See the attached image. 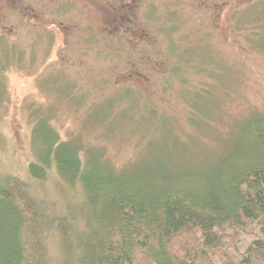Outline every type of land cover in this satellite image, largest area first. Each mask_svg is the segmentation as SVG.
<instances>
[{
	"label": "rangeland",
	"instance_id": "obj_1",
	"mask_svg": "<svg viewBox=\"0 0 264 264\" xmlns=\"http://www.w3.org/2000/svg\"><path fill=\"white\" fill-rule=\"evenodd\" d=\"M234 10L237 25L248 20L246 32L234 26ZM1 49L11 56L0 66V176L24 177L38 116L63 137L94 143V158L123 173L159 164L194 178L213 172L246 126L264 120V0H0V61ZM190 53L202 63L199 74L181 73ZM210 67L214 91L195 100L189 85ZM122 84L165 116L151 107L134 114L125 92L111 91ZM141 130L147 136L137 146ZM64 189L73 202L75 190ZM57 194L47 182L45 213L62 207Z\"/></svg>",
	"mask_w": 264,
	"mask_h": 264
},
{
	"label": "trees",
	"instance_id": "obj_2",
	"mask_svg": "<svg viewBox=\"0 0 264 264\" xmlns=\"http://www.w3.org/2000/svg\"><path fill=\"white\" fill-rule=\"evenodd\" d=\"M236 13L230 14L234 26L244 30L248 20L237 25ZM1 53L4 67L11 55ZM182 57L171 63L178 67ZM194 59L190 53V68L181 73L199 74L202 63ZM206 75L189 85L195 100L214 91V69ZM171 80L168 68L162 84ZM116 87L111 91H124L134 114L151 107L152 114L165 116L140 89ZM123 106L118 107L128 104ZM245 131L225 161L194 178L159 164L123 173L115 164L100 162L103 155L94 158L88 151L94 143L72 141L52 121L34 117L33 155L24 177L0 176V264H264V120ZM140 132L137 146L147 136ZM131 133L122 141L132 140ZM49 175L54 179L47 181ZM47 182L55 184L63 202L50 214L40 197ZM64 186L75 190L73 202Z\"/></svg>",
	"mask_w": 264,
	"mask_h": 264
}]
</instances>
